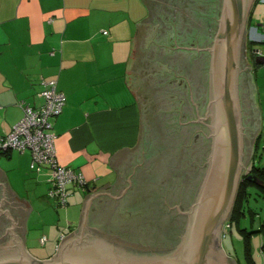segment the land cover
I'll return each instance as SVG.
<instances>
[{
  "label": "crops",
  "instance_id": "0c3cea01",
  "mask_svg": "<svg viewBox=\"0 0 264 264\" xmlns=\"http://www.w3.org/2000/svg\"><path fill=\"white\" fill-rule=\"evenodd\" d=\"M197 1L0 0V136L22 117L20 101L41 104L42 81L56 78L59 89L66 94L63 110L52 119L57 158L61 164L82 171L90 186L69 184L68 203L58 211L59 207L47 196L50 177L47 166L31 168L30 150L9 148L0 152V183H4L6 199L10 201H6V207L18 221V233L33 255L46 258L52 255L51 250H57L61 235L79 226L85 202L94 193L106 191L117 195L129 185L119 197L99 193L91 198L88 225L103 231L106 228L102 219L109 213L110 218L115 212L121 218L132 215L124 205L126 198L131 204L139 198L147 202L139 218L144 223L154 222L156 217L151 214L165 206L162 193L169 182L167 176L181 164L177 158L173 159V152L176 148L191 147L185 146V137L192 133L189 128L193 124L202 128L205 125L189 120L196 114L187 103L183 107L186 114L180 118L172 87L186 97L188 81L184 84L181 79H173L174 64L161 58L163 52L160 55L156 51L159 45L156 40L169 43L180 28L184 37L190 38L189 44L204 47L199 42L201 35L208 46L212 33L215 35L213 30L218 25L223 0H206V21L203 14L201 21H193L197 17ZM193 22L198 26L188 27ZM191 29H195V35L189 32ZM250 29L253 38L261 36L257 26L251 25ZM202 57L201 53L196 55L198 67L192 77L206 106L209 94L200 67L205 62ZM159 60H164L166 66H159ZM185 61L181 62V69ZM178 71L184 77V72ZM258 71L264 76V63L258 64L254 73ZM245 77L242 84L251 115L257 85L249 74ZM181 119L188 124L179 125ZM162 126L166 130L164 136ZM201 138V150H205L209 138L206 135ZM181 139L186 142L182 144ZM209 151L206 156L200 152V162L208 157ZM192 159L189 157L190 162ZM185 167L186 172L200 174V169ZM181 175L173 181H181ZM150 185L158 189L155 198L153 192L147 198L143 195ZM121 218H118L120 225L124 221ZM9 223L4 213H0L2 241L9 239L7 234L1 236ZM116 232L124 237L123 231ZM252 236V260L245 251L244 257L227 251L229 264H264V237Z\"/></svg>",
  "mask_w": 264,
  "mask_h": 264
},
{
  "label": "water",
  "instance_id": "95a60500",
  "mask_svg": "<svg viewBox=\"0 0 264 264\" xmlns=\"http://www.w3.org/2000/svg\"><path fill=\"white\" fill-rule=\"evenodd\" d=\"M252 3L253 0H223L211 45L188 47L210 53L209 99L205 115L192 120L207 125L211 147L192 203L184 211L178 205L188 219L176 245L153 249L140 242L125 240L118 234L89 227L87 214L91 198L99 193H110L101 191L86 200L79 226L62 238L55 253L39 258L27 251L16 228L20 225L11 209L6 207L9 200L5 185L0 183L3 196L0 213L10 220L1 235L7 234L9 239L0 240V264H229L222 234L247 166L240 77L242 69L246 68L241 65V59ZM257 61L264 63V55L257 56ZM248 178L258 183L263 181L254 173ZM128 186L121 194H110L119 197Z\"/></svg>",
  "mask_w": 264,
  "mask_h": 264
},
{
  "label": "rangeland",
  "instance_id": "374dc122",
  "mask_svg": "<svg viewBox=\"0 0 264 264\" xmlns=\"http://www.w3.org/2000/svg\"><path fill=\"white\" fill-rule=\"evenodd\" d=\"M207 6L208 5H207L206 0L205 1H203V0L197 1V3H196L197 17H194L193 21H195V20L201 21L200 14L204 15V21H206L207 18H205V15H207L206 12H208ZM250 17H251V25L254 28H256V26H257L258 33L264 35V32H263L264 0H260L254 4L252 14L250 13ZM179 19H180V17H179ZM195 25L196 24L193 22L192 25H188V27L190 26L191 28H194V27L198 26V25H196V26ZM251 25H250V23H247L246 32H245V36H244V47H243V56L241 59V65L244 68L246 67L245 71L243 72V76L249 74L250 79L252 80L253 83H255V80H256L257 92H255V95L253 96V100H254L253 105L255 107L253 114L250 115L249 112H247L249 114H246L244 111V108H243V121H244V125H245V135L247 136L246 143H245V150H246L245 162L248 163L251 160V153H252L251 149H252V143H253L252 132L254 133V131H252V130L256 129V132L263 133V134H262V138H261V142H260L258 151H257L256 156H255V162L257 164H264V76H263V74H261V71H258V74L254 73L255 70H253V66H254V63L257 62V56H252L250 49L246 51V49H247L246 42L249 39L256 40L255 38H253L254 37L253 32L250 29ZM200 26L206 27L207 25H200ZM217 27H218V25H216L214 27V30H213L214 33H216V31H217ZM189 32L194 34V35L196 34L195 29H193V30L191 29V30H189ZM176 34H177V37H175L174 39L169 41V43H167L168 40L167 41L159 40V39L156 40V42L159 44L156 47V51H158V54H160V55L163 52L162 53L163 56L161 58L168 59L169 64H174V65H172V68L174 69V72H173V74H174L173 79L174 80H177V79L180 80L181 79V80H183L184 84L188 81L189 92H188V95L186 97H185V95H180V93H178V91L176 92L175 88L172 87V96L177 98L174 100V102L176 103V105H179V109L181 111V113L179 114V115H181L180 118H182L183 113L186 114V112L183 110V107L185 108L186 105L188 104V105H191L195 109L194 114H196V117H194V119H196V118L200 117V115H205L206 106H207V103H206V106H204L203 103L201 102V99L199 98L197 91H196L195 81L192 77L194 74H196L195 69H196V67H198L196 55H198V53H201V55H203V57L205 58L204 64L202 63V65L200 67L204 71V82L206 81V83L208 84V94H209V82H210L209 52L207 50H196L195 48H191V47L188 48L189 46L192 45V44H189L190 38H185L184 34L180 28L179 29L177 28ZM199 37H200V40H199L200 44L205 47V45H204L205 39L201 35ZM213 37H214V34L212 33V38H211V42L209 43V45H211ZM162 44H164V46ZM169 46H171V48H169ZM255 46L264 49V41H257ZM183 60H186L185 61V67L183 69H181V67H182L181 62ZM157 64L159 66L164 67V66H166L167 63L164 60H159V62H157ZM176 65L179 66V69L177 68ZM178 70H182L184 72V73H182L184 75V77L180 76L181 73ZM246 72H248V73H246ZM191 80L193 81V84L195 86V90H194V86H193ZM241 80H242V73H241V77H240V92H241V100H242ZM259 86H261V88H259ZM185 89L186 88H184V91H185L184 93H186V90H187V89L186 90ZM176 95L179 97H177ZM208 99H209V95H208ZM251 99H252V97H251ZM242 106H243V103H242ZM186 117H187V115H186ZM192 119L193 118H189V120H192ZM179 122H180L179 125L188 124V123H183L184 120H182V119ZM195 122L199 123V124L202 123V121H195ZM204 125H205L204 129L206 130V137H208L207 125L205 123H204ZM163 127L164 126H162V132H163V136H164V135H166L165 134L166 130H164ZM195 127H196V125L193 124V128L190 127L189 129L190 130L193 129V132L195 133ZM199 127H201V126H198V128ZM247 128L250 129L251 134L247 133ZM189 143H191V140L189 141ZM210 146H211V143H210ZM190 149H191V147H190ZM202 151H204V150H202ZM172 156H173L174 160H176V158H177V160H180L178 162H180L181 164L178 167L180 169L182 167L183 171L185 170L186 165L187 166L190 165V163H193L195 161V159L198 158L195 156V158H193L192 161L190 162L189 157L193 156V152L185 150V149L182 150L180 148H176L174 150ZM206 159H205V162H202V167L204 166L203 173H204L205 168H206ZM152 175L154 177H156L157 174H152ZM172 175L179 176V174L175 173V172L172 173ZM202 176H203V174H202ZM150 188L152 189L151 191H149ZM249 189L254 191L255 189H258V188L255 185H251ZM157 190L158 189L156 188V185H150L148 190L146 189L145 192L143 193V195H145L147 198V196H149L148 193L153 192L154 194H152V198H155L157 196L156 193H158ZM131 191L132 190H130L129 193H131ZM128 196H130V194H128ZM127 200H129V198L125 199L124 205H125V207L127 206L126 209L129 212H131L132 215L128 214V216L126 218H121L118 216L117 212H115V215L112 216V218H110L109 217L110 213H109L108 215L105 216L104 219H102L103 228H106L104 230L107 231L108 233H114V234L117 233L116 231H123L124 238L129 239V240L130 239H139L140 240L144 237L148 238V235H146L149 233L148 223H144L141 219H139L140 218V212H142L143 206L146 207L147 202H144L143 200H141V198H139V201H137L134 204H131ZM123 201H122V203H123ZM247 203H248L247 206L251 207L254 210V212H252L249 208H246L245 212L242 213L239 216V218L238 217L232 218L230 226H225V231L223 230V234H222L223 247L225 248L226 251H228L229 253H233L235 256L244 257L243 253L245 251V246H246V244H245V232L242 231L241 228L246 227L248 229H252V228L256 229L261 225V223L264 222V196L259 194V193L253 192V193H251V195H249V201ZM63 207H65V206H59L58 211L62 210ZM156 214L158 216V213H156V212L154 214H151L152 218ZM118 218L124 219V221H123L124 224L122 223L120 225V223L118 222L119 221ZM187 219H188V216H187L185 222H187ZM227 220H229V218ZM127 224H129V226L139 225V224L140 225L137 228L128 229L129 226L125 227ZM130 224H132V225H130ZM185 225H186V223H185ZM252 235H259V237H261V235H263V234H262V232H254ZM179 239H180V237H179ZM250 239L252 241L253 236H251ZM146 241H148V240H146ZM177 241L178 240H175L173 243H176ZM153 249H157L156 246ZM54 251H55L54 249L51 250L49 252V254L55 253ZM39 253L47 255V252L45 253V251H40ZM37 257L42 258L40 256H37Z\"/></svg>",
  "mask_w": 264,
  "mask_h": 264
},
{
  "label": "built area",
  "instance_id": "2783aa9c",
  "mask_svg": "<svg viewBox=\"0 0 264 264\" xmlns=\"http://www.w3.org/2000/svg\"><path fill=\"white\" fill-rule=\"evenodd\" d=\"M260 35L256 40L264 41V35ZM250 52L256 56L264 55V49L257 46L250 49ZM40 93L43 96V101L39 105H33L24 100L20 101L23 115L8 133L0 136V152L9 148H16L21 152L30 150L31 168L40 169L42 166H47L49 169L47 196L57 207L65 206L70 194L69 184L84 188L90 186L82 171L61 164L57 158L55 146L57 135L52 130V119L63 110L66 94L59 89L56 78L44 79ZM223 226L225 231V226H230V223L225 221ZM63 237L64 234L61 235V240ZM45 239L46 235H43L41 240Z\"/></svg>",
  "mask_w": 264,
  "mask_h": 264
},
{
  "label": "flooded vegetation",
  "instance_id": "af4514ba",
  "mask_svg": "<svg viewBox=\"0 0 264 264\" xmlns=\"http://www.w3.org/2000/svg\"><path fill=\"white\" fill-rule=\"evenodd\" d=\"M256 3V0H253V3L251 5L250 8V13H252L253 10V6ZM250 19V18H249ZM249 23V22H248ZM245 70L242 69L243 73ZM242 92L244 91V83L242 84ZM199 124V123H197ZM201 125H204V122L201 123ZM206 135V130L202 127H195V133L192 131V133L189 135L191 140V143H189V145L191 146V151L194 154H197L198 158L195 159V161L193 163H190V167H192L193 169H201L202 167V162L199 161V158L201 157L200 152L201 150V136ZM204 152V151H203ZM205 162V160L203 161ZM246 169H244L245 171L249 170V162H246ZM178 166V165H177ZM176 166V167H177ZM175 167V173L178 172H182L183 169L181 167L180 168H176ZM204 167V166H203ZM186 170V168H185ZM184 170V173L181 175V181H176L174 182L173 180L179 176H174L171 175V173H169V175L167 176V180H169V182H167L166 184V190L163 194V203L165 204V206H162L161 209L157 210L156 213H158L155 215V221L154 222H148V230L149 233L146 234L148 235V238H144L142 239H125L124 237H121L125 240L128 241H132L135 243L140 242L143 245L149 246V247H155L156 248H168V247H172L173 243L175 240L178 239V237H180V234L183 231V228L185 226V221L187 218V214L184 212H180V210L184 211L185 209L188 208V206L191 204V202L194 199V195L196 192V188L194 189V187H198L199 183H200V179L202 178H198L199 174H192V171L190 172H186ZM179 174V173H178ZM198 178V179H197ZM263 181L264 179L262 177H260ZM262 181V184H263ZM256 183V181H254ZM166 200V201H165ZM177 204V205H175ZM175 205V206H174ZM178 205H179V209H178ZM170 206H174V207H170ZM150 227V228H149ZM181 229V230H180ZM2 240V239H0ZM179 241V240H178Z\"/></svg>",
  "mask_w": 264,
  "mask_h": 264
},
{
  "label": "trees",
  "instance_id": "16d2710c",
  "mask_svg": "<svg viewBox=\"0 0 264 264\" xmlns=\"http://www.w3.org/2000/svg\"><path fill=\"white\" fill-rule=\"evenodd\" d=\"M258 1H260V0H256V2H258ZM249 23L251 24V17L249 19ZM256 42H257V40L249 39L246 42L247 49L248 48L252 49L256 45ZM251 55L252 56H256L253 53ZM258 64H260V62H258V61L256 63H254L253 70H256V67H257ZM243 80L245 81L246 77L243 76V73H242L241 87H242ZM242 103H243V108H244L245 113L249 114V113H247V112H250V110L248 109L247 96H246L244 91L242 92ZM252 131H254V133L252 132V139H253L252 151L253 152L251 153V160L249 162V170L248 171L244 170L243 173H242L240 184H239V188H238V191H237L235 204H234V207H233V209L231 211L229 220L226 221V222H229V223H231L232 218H236V217L239 218V216L242 213L245 212L246 208H249L252 212H254V210L251 207L247 206V204H248L247 202L249 201V195H251V193L255 192V193H259V194L264 196V181H263V184L262 183H258V182L255 183L252 179L248 178V175L250 173H254L258 177H262L264 179V164H257L255 162V156H256V153L258 151V148H259L263 133L256 132V129H253ZM250 132H251L250 129L247 128V133L249 134ZM189 135L190 134H187V137H185V138H187L188 142L184 141V139H181V143L182 144H183V141L187 143L185 145V146H187V148L190 147L189 146ZM210 147L211 146H210V140H209L208 147H206V149L204 150V156H206L207 152L210 150ZM191 150L192 149L188 148V151H191ZM195 156L198 157L197 154H194L192 156V158H195ZM203 170H204V167H201L200 174L198 176L199 179L201 178V176L203 174ZM251 185L257 186L258 189H255L254 191L250 190L249 188H250ZM241 230L245 232V244H246L245 252L249 256V258H251V260H252V256H251L252 255V246H251L250 237L252 236V234L254 232H262L263 233V237H264V222L261 223V225L258 228H256V229H253V228L252 229H248L246 227H242ZM177 240H180L179 237H178ZM173 245H175V244H173ZM262 248L264 250V238H263Z\"/></svg>",
  "mask_w": 264,
  "mask_h": 264
}]
</instances>
